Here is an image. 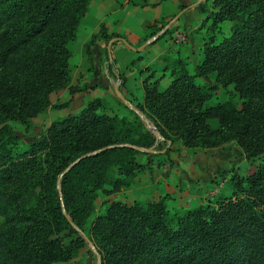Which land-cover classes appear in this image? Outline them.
I'll return each mask as SVG.
<instances>
[{
	"label": "trees",
	"instance_id": "obj_1",
	"mask_svg": "<svg viewBox=\"0 0 264 264\" xmlns=\"http://www.w3.org/2000/svg\"><path fill=\"white\" fill-rule=\"evenodd\" d=\"M90 3L0 0V264L70 261L86 243L71 222L85 233L97 192L107 184L112 168H118L119 176L111 182L112 193L132 189L136 173L145 166L137 162L140 152L126 145L150 148L156 139L150 133L136 139L142 128L137 114L133 120L101 114L104 103L97 99L78 115L56 121L27 151H12L20 137L8 123L31 127L52 105V96L69 84V44ZM213 9L207 18L212 19L209 31L230 22L232 35L220 44L213 37L204 44V61L195 74L180 58L167 65L172 82L166 89H160L165 74L147 77L144 104L138 109L155 122L167 143L181 140L188 148H213L219 137L224 143L236 141L253 163L264 154V0H214ZM160 23L150 26L152 37L166 26ZM113 39L122 36L110 34L101 24L85 46L89 59L99 40ZM108 60L109 72L117 77V63ZM140 61L132 62L127 72ZM212 74L215 86L197 84V78ZM120 81L124 88L127 79L120 76ZM92 89L72 86L69 93L73 99ZM218 90L228 100L209 105L211 91ZM213 120L220 130L212 128ZM111 146L118 147L84 159L63 176L61 199L58 179L66 168ZM229 183L230 197L176 220L169 216L166 197L133 205L113 203L93 228L100 237L103 264H264V163L249 176L233 170Z\"/></svg>",
	"mask_w": 264,
	"mask_h": 264
},
{
	"label": "rangeland",
	"instance_id": "obj_2",
	"mask_svg": "<svg viewBox=\"0 0 264 264\" xmlns=\"http://www.w3.org/2000/svg\"><path fill=\"white\" fill-rule=\"evenodd\" d=\"M125 1L123 0V2ZM213 2L214 0H208L202 3V8H204L202 20L196 29L191 31L181 29V26L178 24L181 17L185 14L183 13L167 30L169 34L166 35V32L156 41L158 42L166 38L169 44L175 45L174 47L179 50V53H174L172 56H163L168 57L166 61H163V57H161V59H158L157 62L146 70L147 72H142V69H140L137 63L133 71L135 70L137 74H140V78L135 79V81L132 78L130 79L129 73L131 71L127 72L128 68L124 74L119 72L120 76H124L127 79L130 86V88H121V91L124 95L127 91L126 99L129 100L128 97H130L133 102L129 101L135 108L138 109V106L144 104V99L138 97V94L143 90L141 80H145L151 74L154 75V79L165 74L168 78L161 82L160 89H166L172 82V78L169 76L171 70L165 71L167 65L172 67V63L180 58L185 61L189 72L195 74L196 68L204 61V44L212 37L215 39L216 44H220L232 35L233 25L230 22L220 24L216 31H209L212 19L208 20L207 18L214 11ZM138 4L143 6L142 3ZM185 7L187 6H183L180 11L182 12ZM101 8L103 7H94L91 17L88 18L90 13L89 9L88 15L83 19L84 26H88L87 31H91L92 25L95 23L94 18H98L96 12ZM175 16L164 19L159 26L168 25ZM82 38V35L77 32L75 41L69 44V48L73 52L69 68L70 82L61 92L52 96V105L48 110L34 119L29 128L21 123H8L12 134L20 137V140L12 147L14 154H21L27 151L33 143L41 140L47 134L48 129L56 121L78 115L81 110L97 99L104 103V107L99 110V113L115 114L120 117H127L130 120L135 118L136 113L130 108L129 110L132 112L124 107L125 104L121 101L123 105L115 95L111 84V81H117V77L111 74L108 69V46L112 40L110 42L99 40L98 44L92 48L93 58L90 60L85 46L92 38L86 43ZM122 38L125 39L124 37ZM192 40L193 46H190ZM143 41L137 44L136 48L141 47L146 42ZM188 46H190V50L187 49ZM148 48L150 46L146 47L142 52L137 53L129 49L123 42L117 40L111 44L112 59L110 60H115L118 63L122 53L126 50L129 49L136 54H144ZM183 50H187L188 56L181 55ZM139 58L142 60V57ZM137 74L136 76L139 77ZM88 80L94 84L93 90L98 89V95L100 96L95 98L92 95H88L89 97H79V93L72 99L69 88L72 86L77 88H82L85 85L90 86ZM196 81L200 86L207 88L213 87L216 85V75L212 74L205 78H197ZM211 93L212 99L208 102L209 105L224 103L229 98L223 90L211 91ZM235 101L239 103L240 99L236 97ZM67 103H69V106L66 109H56V106ZM140 112L144 114V112ZM144 115L146 116V114ZM147 118L150 120L149 117ZM150 121L155 123L152 120ZM210 125L214 130H220L221 128L219 122L215 120L210 121ZM147 133L150 132L142 122L141 131L136 139L145 136ZM214 142L217 145L213 148H188L181 140L171 143L168 147L166 139L165 141L155 139L154 144L150 148L155 149L156 154L140 152L137 155V162L144 165L145 169L136 173L133 180L134 187L132 189H122L112 193L111 182L119 177L118 168H112L108 173L107 184L102 190L97 192L94 201V212L85 227V233L87 235L84 233L90 238L98 252L101 248L100 237L94 234L93 228L95 227L97 219L104 217L113 203L122 202L127 205H133L136 202H156L166 197V208L169 216L176 220L177 218L184 217L190 210L209 203L215 204L223 197H230L233 193V188L229 182L233 176V170L239 172L242 176H249L256 171L260 163H264V154L256 158L253 163L249 162L246 159L243 149L236 141L224 143L218 137ZM164 150L166 151L162 153ZM200 158L209 160L210 163H202ZM3 222L4 219L0 217V225ZM57 264H98V258L91 247L85 243V246L70 261Z\"/></svg>",
	"mask_w": 264,
	"mask_h": 264
},
{
	"label": "crops",
	"instance_id": "obj_3",
	"mask_svg": "<svg viewBox=\"0 0 264 264\" xmlns=\"http://www.w3.org/2000/svg\"><path fill=\"white\" fill-rule=\"evenodd\" d=\"M138 3H142L143 6ZM202 3V0H126L125 2H123V0H91L88 18L91 17L94 7L103 8L99 9L96 12L97 14L95 13L98 18H94L95 23L92 25L91 31H87L88 26L85 27L82 20L78 33L82 35V40L86 43L93 35L99 32L101 24H105L110 34H117L124 37L125 40L136 48L137 44L143 40H149L152 34L150 26H153L157 21L161 22L166 18L179 14L183 6H187V9H185V14L181 17L178 25L181 26L182 30L191 31L196 29L202 20L204 9L202 8ZM174 46V44H169L168 40L164 38L152 44V46L150 45V48H148L144 54H136L128 49L122 53L121 58L118 60L117 67L119 72L124 74L128 66L132 62L137 61L139 57H142V60L138 62L140 69H142V72H147L146 70L161 57L168 55L172 56L174 53H179V50L175 49ZM190 46H193V40ZM190 46H188V50H190ZM181 55L188 56L187 50H183ZM136 74L137 72L135 70L131 71L129 73L130 79L132 78L134 81L135 79H139L140 74H137L139 77H137ZM166 78L168 77L166 76L163 80H166ZM88 82L89 85L94 88V84H92L90 80H88ZM143 82L144 80H141L142 87ZM125 87L130 88L128 81ZM97 90L98 89H92L88 92L80 93L79 97H89L88 95H92L94 98L99 97L100 95H98ZM126 95L127 91L124 96L126 97ZM138 97L144 99L143 90L138 94ZM128 98L132 101L130 97ZM200 161L205 164L210 163L209 160H204L203 158H200Z\"/></svg>",
	"mask_w": 264,
	"mask_h": 264
},
{
	"label": "water",
	"instance_id": "obj_4",
	"mask_svg": "<svg viewBox=\"0 0 264 264\" xmlns=\"http://www.w3.org/2000/svg\"><path fill=\"white\" fill-rule=\"evenodd\" d=\"M203 2H207L208 0H202ZM192 7H195V6H192ZM185 12V10H183L182 12H180L177 16H175V18H173L168 25H166L159 33H157L155 36H153L152 38H150L149 40H147L141 47L139 48H135L133 47L127 40L125 39H113L109 46H108V52H109V58L112 59V53H111V44L112 42H115L117 40L123 42L129 49L133 50L134 52H142L146 47L154 44L157 40H159V38L161 36H163L167 30L170 28V26L175 23L179 18L180 16ZM111 84L113 86V89H114V93L115 95L120 99V101H122L128 108H130L134 113H136L139 118L141 119V121L146 125V128L149 130V132L151 134H153L157 140H160V141H165V138L162 136V134L160 133V131L158 130V128L156 127V125L151 122L143 113H141L137 108H135L133 106V104L128 100L126 99V97L122 94V91H121V81H120V75L118 74L117 75V81L114 82V81H111ZM171 145V142H168V147ZM127 147H132L134 148L135 150L139 151V152H142V153H152V154H156L157 152L155 151V149L153 148H150V149H147V148H141V147H136V146H130V145H126ZM114 147H118V146H111V147H106V148H103L101 150H98V151H95V152H92V153H89V154H86L82 157H80L79 159H77L76 161H74L72 164H70L66 170L60 175L59 179H58V191H59V194H60V197L62 199V178L64 175H66L67 173H69L77 164H79L81 161H83L84 159L86 158H89V157H92V156H96L98 155L99 153L103 152V151H106L108 149H111V148H114ZM166 150L162 151V153H164ZM62 207H63V213L65 215L66 218L69 219V216L66 212V209L64 207V205L62 204ZM71 225L73 226V228L78 231L84 238V240L86 241V243L91 247L92 251L97 255V258H98V264H102V259H101V256L98 252V250L96 249V247L93 245L92 241L90 240V238L88 236H86L84 234L83 231H81L73 222H71Z\"/></svg>",
	"mask_w": 264,
	"mask_h": 264
}]
</instances>
